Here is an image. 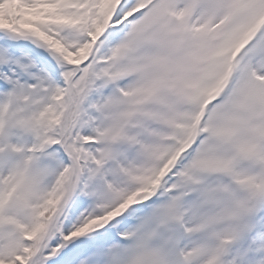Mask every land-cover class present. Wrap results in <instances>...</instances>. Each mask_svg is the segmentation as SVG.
Returning a JSON list of instances; mask_svg holds the SVG:
<instances>
[{"label": "snow or ice", "instance_id": "6c2138e0", "mask_svg": "<svg viewBox=\"0 0 264 264\" xmlns=\"http://www.w3.org/2000/svg\"><path fill=\"white\" fill-rule=\"evenodd\" d=\"M0 264H264V0H0Z\"/></svg>", "mask_w": 264, "mask_h": 264}]
</instances>
